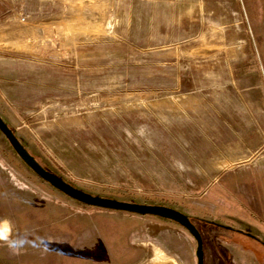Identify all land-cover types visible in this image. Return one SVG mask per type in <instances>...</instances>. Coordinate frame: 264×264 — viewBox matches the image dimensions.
Segmentation results:
<instances>
[{
	"label": "rangeland",
	"instance_id": "rangeland-1",
	"mask_svg": "<svg viewBox=\"0 0 264 264\" xmlns=\"http://www.w3.org/2000/svg\"><path fill=\"white\" fill-rule=\"evenodd\" d=\"M0 115L74 186L186 213L203 264H264V0H0ZM0 237L37 242L0 264H196L181 225L66 196L1 132Z\"/></svg>",
	"mask_w": 264,
	"mask_h": 264
},
{
	"label": "water",
	"instance_id": "water-1",
	"mask_svg": "<svg viewBox=\"0 0 264 264\" xmlns=\"http://www.w3.org/2000/svg\"><path fill=\"white\" fill-rule=\"evenodd\" d=\"M0 132L4 135L16 155L31 171L66 196L89 206L125 211L139 215H154L181 225L195 240L196 264H203L204 251L202 235L198 228L190 221L186 213L162 204L120 200L113 197L86 192L42 165L23 145L20 139L16 136L13 128L8 125L1 115Z\"/></svg>",
	"mask_w": 264,
	"mask_h": 264
},
{
	"label": "clouds",
	"instance_id": "clouds-1",
	"mask_svg": "<svg viewBox=\"0 0 264 264\" xmlns=\"http://www.w3.org/2000/svg\"><path fill=\"white\" fill-rule=\"evenodd\" d=\"M4 240H6L8 242V245L11 249H14L16 251H18L20 248H23L25 246L26 243H32L33 245H36V241H26L25 239H12V240H8L7 237H0Z\"/></svg>",
	"mask_w": 264,
	"mask_h": 264
},
{
	"label": "crops",
	"instance_id": "crops-1",
	"mask_svg": "<svg viewBox=\"0 0 264 264\" xmlns=\"http://www.w3.org/2000/svg\"><path fill=\"white\" fill-rule=\"evenodd\" d=\"M254 162L258 166V168H264V155L260 154L258 157H256Z\"/></svg>",
	"mask_w": 264,
	"mask_h": 264
},
{
	"label": "trees",
	"instance_id": "trees-1",
	"mask_svg": "<svg viewBox=\"0 0 264 264\" xmlns=\"http://www.w3.org/2000/svg\"><path fill=\"white\" fill-rule=\"evenodd\" d=\"M46 167V166H45ZM48 170H50L51 172H53V173H55V174H57V175H59V176H61L62 178H63V176L61 175V174H58V173H56L55 171H53V170H51L50 168H48V167H46ZM65 179V178H64ZM66 180V179H65ZM66 181H68V180H66ZM114 198V197H113ZM122 200H128V199H122ZM142 203H144V202H142ZM155 204V203H154ZM189 217V216H188ZM189 219H190V221L192 222V220H191V218L189 217ZM193 223V222H192ZM212 224H214L216 227H223L221 224H217L216 222H212ZM224 228H226V227H224Z\"/></svg>",
	"mask_w": 264,
	"mask_h": 264
}]
</instances>
